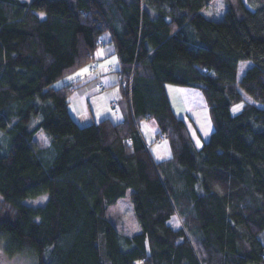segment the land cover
I'll return each instance as SVG.
<instances>
[{"label": "trees", "instance_id": "16d2710c", "mask_svg": "<svg viewBox=\"0 0 264 264\" xmlns=\"http://www.w3.org/2000/svg\"><path fill=\"white\" fill-rule=\"evenodd\" d=\"M210 1L0 0L6 256L32 251L38 264H264V0H226L222 19L204 14ZM106 30L130 110L122 122L82 126L68 109L72 84H53L95 57ZM244 60L252 65L238 79ZM167 83L204 92L214 130L201 147L174 112ZM243 92L252 101L232 114ZM148 115L169 139L170 160L155 162L146 146L138 124ZM128 193L140 230L121 239L109 210ZM43 195V204L26 203ZM175 214L178 228L168 223Z\"/></svg>", "mask_w": 264, "mask_h": 264}, {"label": "crops", "instance_id": "0c3cea01", "mask_svg": "<svg viewBox=\"0 0 264 264\" xmlns=\"http://www.w3.org/2000/svg\"><path fill=\"white\" fill-rule=\"evenodd\" d=\"M217 1L219 7H215L218 12L213 11L210 15L206 14V11ZM223 2L221 4L219 0H211L204 7V14L209 18L222 19V15H225L227 10L225 1ZM94 55L95 57L90 62L60 78L62 80L60 82L61 85L72 84V92L68 104L69 112L78 124L82 126L97 123L105 118H109L116 123L122 122L127 118L130 108L128 98L124 93V81L120 76L121 63L112 31L106 30L101 34ZM251 65L252 61L250 60L240 61L238 79L244 75ZM99 82H103L104 86L98 87ZM186 88L189 87L172 83L166 84L172 108L176 115L183 119L190 116V112L199 108V105L194 104L196 103L194 91ZM170 91L176 96L175 100H173ZM202 106H205V102ZM138 127L155 162L172 158V148L169 139L166 134L159 133L160 129L155 119L146 116L139 122ZM41 133L46 134L39 132L36 137L38 141ZM49 141L48 138V141L44 142L43 145L48 144ZM193 141L199 147L194 139ZM174 216L169 219V223L173 227L178 228L181 225V220L178 214Z\"/></svg>", "mask_w": 264, "mask_h": 264}, {"label": "rangeland", "instance_id": "374dc122", "mask_svg": "<svg viewBox=\"0 0 264 264\" xmlns=\"http://www.w3.org/2000/svg\"><path fill=\"white\" fill-rule=\"evenodd\" d=\"M219 1L221 4L224 3L223 1H225L226 8L228 7L226 0H219ZM215 6L219 7L218 1L206 11V14L210 15L212 14L213 11L218 12V9ZM220 12L222 13V11ZM224 16L225 15H222L221 18H223ZM61 81L62 80L59 79L53 85L55 87H59L61 86L60 83ZM98 87L100 86L98 85ZM186 87H189L186 89H190V91H194V100L196 102L194 104L199 105V108L197 110L190 112V116L185 117L184 119L186 120L187 126L196 144L199 147H201L210 138V135L214 130V123L211 118L206 96L204 92L201 90V88L193 87V86H186ZM170 94L173 100H175L176 96L171 91ZM243 94H244V99L238 103H234L231 106L232 114L238 113L243 108L245 102L252 101V98L249 95H247L245 92H243ZM204 102H205V106H202ZM2 131L3 130L0 129L1 139H2V135H1ZM38 139H40L39 141L41 142V144H43L44 142L46 143L48 141V137L46 136V134L43 133L39 135ZM8 151H9V146L6 143H3V152L7 153ZM45 200H47V196L43 195L41 197L29 198L26 200V203L38 205V204H43ZM109 216L115 222L118 228V232L121 235V239H124L125 236L132 235L140 230V225L137 220V217L135 216L131 196L129 193L127 194V196L122 198L116 205L110 208ZM172 217L175 216L172 215ZM98 245L100 246L102 257L106 258L105 242L103 235L100 236ZM48 252L49 250H47V253ZM0 264H38V255L36 252L25 251L13 257H8L5 255V252H3L2 249H0ZM137 264H145V263L142 261H138Z\"/></svg>", "mask_w": 264, "mask_h": 264}, {"label": "built area", "instance_id": "2783aa9c", "mask_svg": "<svg viewBox=\"0 0 264 264\" xmlns=\"http://www.w3.org/2000/svg\"><path fill=\"white\" fill-rule=\"evenodd\" d=\"M124 81V80H123ZM125 82V81H124ZM98 85L100 86V87H103L104 86V83L103 82H99L98 83ZM149 116V115H148ZM129 141H131V138H129Z\"/></svg>", "mask_w": 264, "mask_h": 264}]
</instances>
